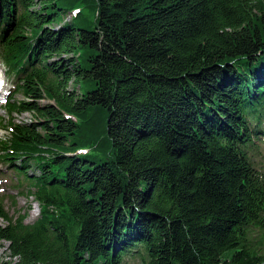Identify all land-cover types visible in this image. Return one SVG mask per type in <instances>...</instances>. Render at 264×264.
Here are the masks:
<instances>
[{"label":"trees","instance_id":"16d2710c","mask_svg":"<svg viewBox=\"0 0 264 264\" xmlns=\"http://www.w3.org/2000/svg\"><path fill=\"white\" fill-rule=\"evenodd\" d=\"M0 63V264H264L263 2L0 0Z\"/></svg>","mask_w":264,"mask_h":264},{"label":"rangeland","instance_id":"374dc122","mask_svg":"<svg viewBox=\"0 0 264 264\" xmlns=\"http://www.w3.org/2000/svg\"><path fill=\"white\" fill-rule=\"evenodd\" d=\"M260 2L264 3V0H258ZM71 14H67V20L69 21L71 18ZM0 77L2 79V82L4 83L3 90L1 91V94H3V97L1 98L0 102V117L5 118L6 121L8 120L6 113L2 110L5 102L7 103L11 98V95L15 91V86L18 84V80L15 76H8L5 68L0 63ZM76 89V92L78 93L77 87L73 84L70 85V89ZM16 93V92H15ZM14 100L17 101H25L24 97L21 95H17L14 97ZM46 103L45 100L41 101V104ZM35 115L31 113H23L22 115L14 116L17 123L21 122H31L35 119ZM264 131V130H263ZM8 138V133L5 130V128L0 127V142H6ZM262 149L259 153L255 154V160L257 161L258 166L264 165V144L261 146ZM83 154V153H82ZM75 155H79L76 153ZM30 174H33L32 172H29ZM35 175V174H33ZM16 174H13L9 169H7V166H5L3 163L0 162V198L2 199L3 206L5 207L6 212L10 216H17L19 214H25V222L30 224L33 221L36 220V218L39 215L38 207L35 203H33V198L28 193L29 187L28 185L17 179L15 177ZM1 225H4L5 223L0 221ZM263 235L260 233L258 236V240L262 243V248H264V231L262 232ZM8 243H0V258L7 259L8 258V251H7ZM128 260H125L124 264H140L139 260L134 256H128Z\"/></svg>","mask_w":264,"mask_h":264}]
</instances>
